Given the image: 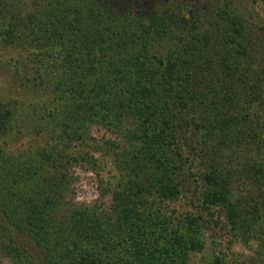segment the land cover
I'll list each match as a JSON object with an SVG mask.
<instances>
[{
    "label": "trees",
    "instance_id": "trees-1",
    "mask_svg": "<svg viewBox=\"0 0 264 264\" xmlns=\"http://www.w3.org/2000/svg\"><path fill=\"white\" fill-rule=\"evenodd\" d=\"M243 19L228 0H0L37 123L0 94V264H188L223 210L238 239L264 235V62ZM98 145L103 208L67 199ZM232 181L263 190L242 203ZM191 191L195 211L169 207Z\"/></svg>",
    "mask_w": 264,
    "mask_h": 264
},
{
    "label": "rangeland",
    "instance_id": "rangeland-1",
    "mask_svg": "<svg viewBox=\"0 0 264 264\" xmlns=\"http://www.w3.org/2000/svg\"><path fill=\"white\" fill-rule=\"evenodd\" d=\"M207 2L209 10H212L219 6L222 0H200V2ZM232 1L237 15H240L244 19V28L247 33L251 35L253 39L252 43H255V48L260 47L256 57L260 59V64L264 62V0H228ZM253 47V46H252ZM27 55L21 51L20 48L4 45L0 42V94L5 99L12 100L17 98L22 100L21 105L17 106L19 126L25 127L27 134H32L36 124L32 123L33 115L32 111L33 96L36 94L32 89L25 87L23 80L24 68L16 71L15 62L24 61ZM28 71V70H27ZM29 75V71L28 74ZM263 95H264V82H263ZM14 100V99H13ZM16 101V100H14ZM257 105H254V112L258 109ZM29 107V108H28ZM255 114V113H254ZM23 118H28L23 121ZM34 126V127H33ZM36 128V127H35ZM25 133V134H26ZM93 136L95 138L111 137L114 134L107 132L106 129L93 128ZM23 135V138L25 136ZM29 135V136H30ZM42 136L45 137L44 134ZM43 139L39 138V141ZM103 147H90L89 150H93L96 153L94 157L98 159V163L92 166V163H84L82 166L72 165L69 167V186L67 199L77 204H90L99 207H107L110 204L111 194L108 193L110 188L114 185L116 177L115 166L111 159V155H103ZM101 151V152H100ZM90 152V151H89ZM93 168V169H92ZM195 172H198L195 170ZM195 173L193 176L196 177ZM197 179L199 177H196ZM253 187V186H252ZM246 185L241 181H232L229 185L230 199H238L242 203L249 202L248 194L253 196L258 195V190H246ZM192 191L185 193L181 196L180 200H177L169 205L170 208L176 210V212H193L195 207L192 206L191 200L194 199ZM251 202V201H250ZM225 211V210H223ZM219 211L215 213L211 224H216V227L209 228L203 232V247L201 251L192 252L189 255L188 264H264V235L261 231L248 239L241 240L233 235V231L228 227L227 222L224 219V212ZM216 220L219 223H215ZM259 230V229H258ZM264 230V228H263ZM23 242L32 247L33 252L36 253L34 246L23 238ZM2 264H7L6 260H2ZM217 261V262H216Z\"/></svg>",
    "mask_w": 264,
    "mask_h": 264
}]
</instances>
